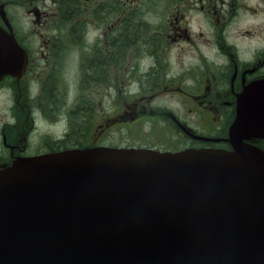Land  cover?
Here are the masks:
<instances>
[{
    "label": "flooded vegetation",
    "instance_id": "af4514ba",
    "mask_svg": "<svg viewBox=\"0 0 264 264\" xmlns=\"http://www.w3.org/2000/svg\"><path fill=\"white\" fill-rule=\"evenodd\" d=\"M25 2L22 19L19 6L6 11L28 60L0 80V170L94 147L232 150L238 96L264 81V52L253 58L246 48L257 41L239 40L248 18L232 22L241 0ZM64 119L69 131L56 139Z\"/></svg>",
    "mask_w": 264,
    "mask_h": 264
},
{
    "label": "water",
    "instance_id": "95a60500",
    "mask_svg": "<svg viewBox=\"0 0 264 264\" xmlns=\"http://www.w3.org/2000/svg\"><path fill=\"white\" fill-rule=\"evenodd\" d=\"M21 52L0 28V78ZM231 130L232 152L17 161L0 172V264H264V151L240 138L264 137V83L242 96Z\"/></svg>",
    "mask_w": 264,
    "mask_h": 264
},
{
    "label": "clouds",
    "instance_id": "9594fccd",
    "mask_svg": "<svg viewBox=\"0 0 264 264\" xmlns=\"http://www.w3.org/2000/svg\"><path fill=\"white\" fill-rule=\"evenodd\" d=\"M252 9H255V11H252ZM241 11L248 20L243 21L239 26V40L243 44H251L252 41H257L251 48H246V51H250L254 58L257 52H264V0H241V8L237 10L236 15L233 17V23L241 19ZM249 20L251 22H248ZM229 27H231V23ZM253 29L257 31L253 32ZM232 46L237 48L238 54V46ZM62 124L63 127L60 134L55 136L56 139H63L69 131L66 119L62 121Z\"/></svg>",
    "mask_w": 264,
    "mask_h": 264
},
{
    "label": "rangeland",
    "instance_id": "374dc122",
    "mask_svg": "<svg viewBox=\"0 0 264 264\" xmlns=\"http://www.w3.org/2000/svg\"><path fill=\"white\" fill-rule=\"evenodd\" d=\"M25 4V0H16V1H12V2H8L7 5V10L9 13L12 12V10L16 7V6H24ZM37 12V13H43L45 12V3H42L40 7L38 8H33L31 10V12ZM76 58V52L75 50H71V60H72V65L74 64V60ZM72 89H74V87H72ZM162 104H166L169 106H174L175 105V100L172 99H163L159 101ZM120 134V133H118ZM120 136L122 137V135L120 134Z\"/></svg>",
    "mask_w": 264,
    "mask_h": 264
}]
</instances>
